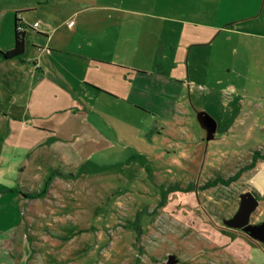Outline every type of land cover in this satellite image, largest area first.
<instances>
[{
  "label": "rangeland",
  "instance_id": "obj_1",
  "mask_svg": "<svg viewBox=\"0 0 264 264\" xmlns=\"http://www.w3.org/2000/svg\"><path fill=\"white\" fill-rule=\"evenodd\" d=\"M61 1L0 0V264H168L171 256L174 264H236L226 243L238 237L227 221L255 185L264 157L252 164L264 150H228L222 126L207 141L197 116L230 117L229 107L204 105L215 91L251 92L250 55L236 61L237 37L218 32L217 67L201 75L197 62L184 80L161 77L169 62L150 58L156 46L141 45L143 57L134 58L128 44L111 63L148 75L134 79L126 98L70 101L65 87L62 103L39 87L46 79L63 89L45 48L67 44L40 35L71 19L58 13ZM16 16L42 26L26 27L24 55L6 59ZM137 102L158 113L154 125L143 129ZM256 146L264 149V141Z\"/></svg>",
  "mask_w": 264,
  "mask_h": 264
},
{
  "label": "crops",
  "instance_id": "obj_2",
  "mask_svg": "<svg viewBox=\"0 0 264 264\" xmlns=\"http://www.w3.org/2000/svg\"><path fill=\"white\" fill-rule=\"evenodd\" d=\"M57 11L63 17L70 16L72 23H60L49 37L44 35L51 31L47 29L41 30L44 34L40 35L47 41L55 36L67 44L60 47L47 43L45 48L51 59L58 62L55 71L63 89L54 88L46 79L40 82L39 87L42 93L59 94L62 103L69 101L65 87L73 90L74 97L70 101L88 95L92 98L96 94L126 98L130 88L137 85L134 79L148 75L141 69L118 67L111 63L121 60L119 57L126 54L128 44L132 55L136 53L134 58L143 57L141 45L156 46L153 50L148 48L150 58L169 62L166 67H160L161 77L188 80L191 67H195L197 62L203 65L201 75L210 72V67H217L218 32L232 35L230 38L236 36L233 42L236 61H241L245 53L252 61L248 65L253 76L251 92L247 91L246 96L233 95L232 92L218 96V91H215L209 94L211 103L204 106L218 108V111L226 107L231 110L229 118H221L219 112L218 120V127L222 126L221 140L226 141L228 150L247 149L248 155L253 150H264L255 147L256 142L264 141V98L261 97L264 95L261 81L264 79V0H62ZM20 19L25 23L23 18ZM35 22L39 21L35 20L33 24ZM41 26L40 23L37 29L29 28L40 31ZM250 37L254 40H249ZM232 68L239 69L234 64ZM127 74L129 81L126 80ZM147 89L141 87L142 93ZM137 105L145 114L143 129L158 121L159 115L154 109L138 102ZM257 168L262 170L254 181L255 185L246 188L259 201L251 216L252 224L264 222V162L259 161ZM245 192L242 191L238 198ZM240 205L241 201L236 204L231 219ZM232 232L238 238L226 243V248H231L236 264H264V243L239 228Z\"/></svg>",
  "mask_w": 264,
  "mask_h": 264
},
{
  "label": "water",
  "instance_id": "obj_3",
  "mask_svg": "<svg viewBox=\"0 0 264 264\" xmlns=\"http://www.w3.org/2000/svg\"><path fill=\"white\" fill-rule=\"evenodd\" d=\"M198 122L201 127L206 131V140L211 141L215 139L218 123L207 112L202 111L198 113ZM259 205L258 199L252 193H247L241 197V206L237 214L227 224L232 228H239L244 233L248 234L251 238L264 243V223L252 224L250 222L253 212L256 211ZM175 258L171 256L168 264H174Z\"/></svg>",
  "mask_w": 264,
  "mask_h": 264
},
{
  "label": "trees",
  "instance_id": "obj_4",
  "mask_svg": "<svg viewBox=\"0 0 264 264\" xmlns=\"http://www.w3.org/2000/svg\"><path fill=\"white\" fill-rule=\"evenodd\" d=\"M26 27H29V26L25 25L22 19L19 18V16H16L15 17V43H14V47L10 51L3 54L6 59H14V58L24 55L26 51ZM258 157H264V155L260 156L259 153L257 152L255 154V160L252 166L255 165V162L257 161Z\"/></svg>",
  "mask_w": 264,
  "mask_h": 264
},
{
  "label": "built area",
  "instance_id": "obj_5",
  "mask_svg": "<svg viewBox=\"0 0 264 264\" xmlns=\"http://www.w3.org/2000/svg\"><path fill=\"white\" fill-rule=\"evenodd\" d=\"M40 25V22H35L32 26L33 28L37 29Z\"/></svg>",
  "mask_w": 264,
  "mask_h": 264
}]
</instances>
